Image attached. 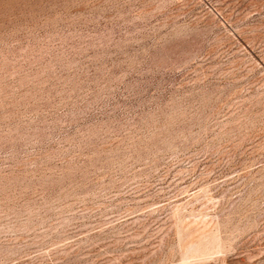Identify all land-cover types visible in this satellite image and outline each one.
<instances>
[{
	"label": "rangeland",
	"instance_id": "obj_1",
	"mask_svg": "<svg viewBox=\"0 0 264 264\" xmlns=\"http://www.w3.org/2000/svg\"><path fill=\"white\" fill-rule=\"evenodd\" d=\"M0 264H264V0H0Z\"/></svg>",
	"mask_w": 264,
	"mask_h": 264
}]
</instances>
